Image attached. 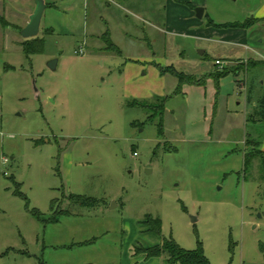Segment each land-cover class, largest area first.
Instances as JSON below:
<instances>
[{"label":"rangeland","instance_id":"374dc122","mask_svg":"<svg viewBox=\"0 0 264 264\" xmlns=\"http://www.w3.org/2000/svg\"><path fill=\"white\" fill-rule=\"evenodd\" d=\"M256 1L45 0L43 52L29 56L3 30L0 264H165L134 255L163 238L211 264H264V165H246L264 129V63L229 64L259 57L210 25L247 21ZM13 4L23 17L35 0ZM160 66L206 83L180 86Z\"/></svg>","mask_w":264,"mask_h":264},{"label":"trees","instance_id":"16d2710c","mask_svg":"<svg viewBox=\"0 0 264 264\" xmlns=\"http://www.w3.org/2000/svg\"><path fill=\"white\" fill-rule=\"evenodd\" d=\"M257 21L258 19L250 18L245 22H235L218 25L213 20H211L210 25L221 26L224 28H251ZM101 39L104 41L105 44H107V50H113L120 53L119 47L111 40V34L108 29L105 31V33L101 35ZM22 47L23 52L27 56L34 53H41L43 52V40L38 37L26 39L22 42ZM262 62L264 63V61ZM239 68H243V66L240 65L235 67H229L221 71L219 70L215 75H213L215 76V80L217 81L224 74L233 70H238ZM160 70L162 73H170L177 77L180 86L184 84L205 85L206 83L205 80L202 81V79L199 80L194 76L187 75L184 72H180L173 66L163 68L160 66ZM159 100L161 101V109L163 110L165 99L161 98ZM260 146V142H252V150L246 156V165H249L251 163V160H255L257 158L264 165V152L261 150ZM253 150L257 151L258 154L256 155ZM70 199L72 202L80 204L84 207H94L99 203L97 199L92 197H86L83 195L71 194ZM55 204L56 202H53L52 206L55 207ZM36 215H39V213L36 212ZM142 224L146 227V232H151L160 235L162 229L160 219L147 218L145 221L142 222ZM261 249L264 253V244L261 245ZM165 253L168 254V260L165 264H175L178 262L180 264H211L209 260L205 257L201 247L197 250L187 251L181 248L173 239L167 238H163L160 243L154 245L139 246L135 248L134 255H144L147 259H149L152 257H160Z\"/></svg>","mask_w":264,"mask_h":264},{"label":"crops","instance_id":"0c3cea01","mask_svg":"<svg viewBox=\"0 0 264 264\" xmlns=\"http://www.w3.org/2000/svg\"><path fill=\"white\" fill-rule=\"evenodd\" d=\"M130 1V0H129ZM167 1V0H166ZM167 6H165V9ZM36 8V3L34 4L33 8L27 13V15L21 16L18 8L14 7L13 0L12 2L8 3L6 0H0V38L3 36V30L7 33L4 37L5 40H11L14 43L18 44L19 47H22V42L25 40V38H19L17 35L10 34V29L15 33H20L21 30L29 23L30 17L33 14L34 10ZM252 18L258 19V21L251 27V28H228L233 29L234 31L239 32V35H243L242 41L235 43L239 44L240 46H243L244 50L250 51L254 55L258 56L259 58H231L229 60L230 63H237V62H245L248 59L250 61L255 62H262L264 61V0H257L252 8ZM130 13H135L131 12ZM135 15H137L135 13ZM94 32V38H101V35L105 33V31L101 30L100 28H97ZM254 35L256 39L254 40L252 45L248 44V35ZM22 36V35H21ZM1 40V39H0ZM220 60V59H217ZM240 85H242L240 83ZM257 106V105H256ZM261 150L264 152V129L261 136Z\"/></svg>","mask_w":264,"mask_h":264},{"label":"water","instance_id":"95a60500","mask_svg":"<svg viewBox=\"0 0 264 264\" xmlns=\"http://www.w3.org/2000/svg\"><path fill=\"white\" fill-rule=\"evenodd\" d=\"M35 3L36 8L30 17L29 23L21 30V35L25 39L35 38L39 35L42 17L45 9L47 8L45 0H35ZM196 13L197 17L201 19L204 15V9L199 7L196 9ZM56 63L57 59H52L49 61L48 65L52 69H55Z\"/></svg>","mask_w":264,"mask_h":264},{"label":"built area","instance_id":"2783aa9c","mask_svg":"<svg viewBox=\"0 0 264 264\" xmlns=\"http://www.w3.org/2000/svg\"><path fill=\"white\" fill-rule=\"evenodd\" d=\"M76 52H77L78 54H83V53H84V48H81V49H79V50H76ZM216 64H217V65H221V64H222L221 60H216ZM6 160H7V159H6Z\"/></svg>","mask_w":264,"mask_h":264}]
</instances>
